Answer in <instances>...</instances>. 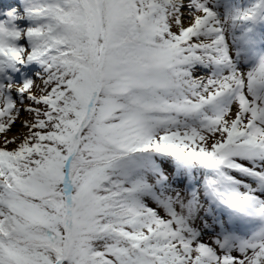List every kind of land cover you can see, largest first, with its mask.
I'll return each instance as SVG.
<instances>
[{"label":"snow or ice","instance_id":"1","mask_svg":"<svg viewBox=\"0 0 264 264\" xmlns=\"http://www.w3.org/2000/svg\"><path fill=\"white\" fill-rule=\"evenodd\" d=\"M0 264H264V0L0 6Z\"/></svg>","mask_w":264,"mask_h":264},{"label":"rangeland","instance_id":"2","mask_svg":"<svg viewBox=\"0 0 264 264\" xmlns=\"http://www.w3.org/2000/svg\"><path fill=\"white\" fill-rule=\"evenodd\" d=\"M14 0H0V6L7 4V3H13ZM19 129H16L14 131H18ZM207 239V238H206Z\"/></svg>","mask_w":264,"mask_h":264}]
</instances>
